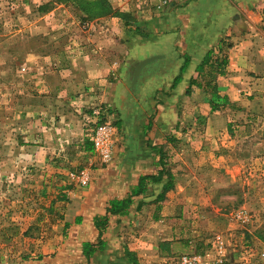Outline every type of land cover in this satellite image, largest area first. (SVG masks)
Here are the masks:
<instances>
[{
  "label": "crops",
  "instance_id": "1",
  "mask_svg": "<svg viewBox=\"0 0 264 264\" xmlns=\"http://www.w3.org/2000/svg\"><path fill=\"white\" fill-rule=\"evenodd\" d=\"M154 3L155 0H142L140 15L141 11L128 13L134 7L130 0H112L114 7L125 9V13L134 18L127 16L126 19L133 23L139 20L137 27L125 31L121 30L122 20L116 17L101 20L109 26L118 24L126 46L94 47L93 54L84 53L83 57L69 60L68 83L64 82L63 86H77L78 93H65L58 100L48 96L53 104L48 105L46 98L45 113L43 108L36 107L33 114L41 115V121L35 115L30 126L40 127L38 130L43 131L38 148L47 146V134L63 133L61 137L65 139L61 140L67 143L66 150L74 146L79 157L76 163L90 169V182L88 186H79L56 172L54 181H57V175H63V178H59L57 188L49 189L54 205L40 215L45 219L46 230L49 216L53 220L54 215L58 216L57 225H52V229L59 230L60 236L46 234L44 244L41 241L43 254L4 264H133L135 259L130 257L131 254L138 260L140 255L148 252L146 245L149 248L154 245H148L146 239H134L127 245V239L133 238L128 228L133 219L135 225L145 222L147 225L155 211L157 222L166 215V208L155 203L165 175L161 182L148 183L143 194L133 197L126 214L109 216L101 237L102 249L97 245L98 230L93 219L105 214L110 200L126 197L139 176L157 173V149L163 152L167 148L178 150L181 146H176L181 143L172 145L169 139L187 136L188 144L182 146L181 154L183 151L190 153L189 160L180 158V149L174 158L182 159L184 166L196 171L207 166L221 169L217 176L225 183L229 181L230 168L224 159L213 157L211 161L203 162L198 158L208 151L225 152L230 147V142L218 143L219 137L226 133V124L231 121L226 115L245 118L250 105L254 111L250 115L256 118L259 126L257 131L262 129L264 0H170L161 12L154 11ZM208 53L212 64L215 60L225 59L222 73L202 65ZM148 58L151 60L143 66L133 87L132 66ZM114 70L119 71L118 74L111 73ZM72 72L74 74L70 75ZM73 77L76 79L71 81ZM210 85L216 88L215 97L210 94ZM251 96L252 102L249 101ZM213 102L216 111L210 108ZM97 105L108 108L104 118L114 121L118 130L113 160L108 165L100 164L90 142L92 124L88 122L87 114ZM59 106L62 110L57 127L44 125L42 119L46 117L48 121L51 113L57 115ZM205 120L206 126H196L198 121L204 123ZM213 123L221 126L214 127ZM165 241L166 251H170L172 245L168 238ZM85 244L93 248L88 255ZM157 247L161 250V244Z\"/></svg>",
  "mask_w": 264,
  "mask_h": 264
},
{
  "label": "rangeland",
  "instance_id": "2",
  "mask_svg": "<svg viewBox=\"0 0 264 264\" xmlns=\"http://www.w3.org/2000/svg\"><path fill=\"white\" fill-rule=\"evenodd\" d=\"M104 2L108 4V9L98 7L93 0H0V264L39 256L43 254L42 244L46 234L60 236L59 230L52 229V225H57L58 216L54 215V220L49 216L46 230L43 225L45 219L40 214L53 207L50 190L57 188L63 175L66 180L79 185L73 174L87 171L90 182V169L79 167L76 163L79 157L74 146L66 150L67 143L61 140L63 133L55 131V135L47 134V146L41 149L38 147L43 131L30 125L35 117L41 121L42 116L33 113L36 107L46 108L48 96L58 100L65 93H78L77 86H73L75 89L63 86L64 82L68 83L66 70L69 60L93 54L94 47L126 46L118 24L109 26L101 20L108 17L122 20V31L137 27L139 20L133 23L126 18H133L128 13L141 11L142 0H130L134 7L128 13L125 9L114 7L112 0ZM153 8L156 12L164 9H157L155 5ZM139 62L131 68V80ZM112 72L118 74L119 71ZM75 79L73 77L71 81ZM249 101H253L252 96ZM57 105L54 104L56 108ZM210 108L216 111L211 104ZM227 108L231 109L230 106ZM97 109L101 111L98 117L93 114ZM58 110L57 115L51 113L48 121L43 116L44 125L57 127L62 107L59 106ZM89 110L87 118L92 124V131L101 122H108L112 127L113 147L109 163L101 161L92 145L100 164L108 165L113 160L117 127L114 121L104 118L108 108L97 105ZM248 110L245 118L229 117L226 115L228 111L223 112L231 121L226 124V133L219 137L218 143L230 142V147L225 152L211 150L198 156V160L203 162L211 161L213 157L224 159L230 168L228 182L219 181L217 175L221 174V169L207 166L196 171L184 166L182 159L188 161L191 155L185 151L181 154L182 146L188 144L187 136L179 140L169 139L172 145L181 143L176 148L181 146L178 150L182 159L174 158L178 150L167 148L164 151L168 174L165 178L167 180L170 176L172 188L155 203L166 208V215L157 222L155 211L147 225L146 222L135 225L133 219L128 228L133 238L127 239V245L134 239H146L148 245H154L150 248L146 245L148 252L140 255L138 260L134 254L130 255L136 264H156L164 256L201 249L215 233H221L237 244L248 241L258 249L264 248V124L257 131L259 126L256 118L250 115L254 112L250 105ZM206 125V120L196 124L198 128ZM212 126L221 125L213 123ZM58 171L63 175H57V181H54L53 175ZM241 208L250 215L247 225L233 217ZM167 238L172 245L171 250H159L158 244L166 242Z\"/></svg>",
  "mask_w": 264,
  "mask_h": 264
},
{
  "label": "built area",
  "instance_id": "3",
  "mask_svg": "<svg viewBox=\"0 0 264 264\" xmlns=\"http://www.w3.org/2000/svg\"><path fill=\"white\" fill-rule=\"evenodd\" d=\"M168 3L169 0H156L154 5L157 9H161ZM93 114L100 116V109L94 110ZM112 134L110 124L101 122L94 128L90 137L94 151L104 163H109L112 158ZM73 177L79 185H88L87 171H80L73 174ZM233 217L237 222L245 225L250 222V215L243 208L238 209ZM156 264H264V248L258 249L248 241L237 244L221 233H215L201 249L195 248L191 251L164 256Z\"/></svg>",
  "mask_w": 264,
  "mask_h": 264
},
{
  "label": "trees",
  "instance_id": "4",
  "mask_svg": "<svg viewBox=\"0 0 264 264\" xmlns=\"http://www.w3.org/2000/svg\"><path fill=\"white\" fill-rule=\"evenodd\" d=\"M94 4L97 5L98 7L101 6V8H105L108 9V4H106L104 1L105 0H93ZM212 62H210V54H206V56L204 57L203 61H202V65H209L210 67L216 69V73H222V67L225 63V59L222 60H215ZM178 79V78H177ZM176 81V80H175ZM210 88V94L211 96L215 97L216 96V88L213 85L209 86ZM188 92V91H187ZM212 109H216V105L211 104ZM157 154H158V166H159V170L157 171L156 174H144L139 176L138 182L137 184L130 190L129 194L124 197V198H120V199H112L107 203V207H106V212L103 216H95L93 221H94V225L98 230V248L102 249L103 247V242H102V234L106 228L109 216L111 215H124L127 213L132 201H133V197L141 195L144 193V191L146 190L147 184L148 183H159L162 181L163 175L167 174L166 172V164L164 162V152L162 149H157ZM168 175V174H167ZM171 178L170 176L167 178V180H165V182L162 183L161 185V192L157 195V197L155 198V201H159L162 200L164 198L165 193L170 190L172 188V183H171ZM141 206V203L138 204L137 209H139ZM85 253L86 255L90 254L93 251V248L91 247L90 244H85ZM161 250L166 251L167 248L165 246V242L161 243ZM131 257V256H130ZM133 264H136V262L133 260Z\"/></svg>",
  "mask_w": 264,
  "mask_h": 264
},
{
  "label": "water",
  "instance_id": "5",
  "mask_svg": "<svg viewBox=\"0 0 264 264\" xmlns=\"http://www.w3.org/2000/svg\"><path fill=\"white\" fill-rule=\"evenodd\" d=\"M151 60V58H148V59H144L142 61H140L134 68L133 70V73H132V81H131V85L134 86L137 79H138V76L140 74V71L141 69L143 68V66L149 62Z\"/></svg>",
  "mask_w": 264,
  "mask_h": 264
}]
</instances>
